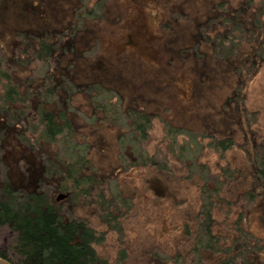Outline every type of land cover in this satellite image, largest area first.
Masks as SVG:
<instances>
[{
  "label": "trees",
  "instance_id": "trees-1",
  "mask_svg": "<svg viewBox=\"0 0 264 264\" xmlns=\"http://www.w3.org/2000/svg\"><path fill=\"white\" fill-rule=\"evenodd\" d=\"M26 1L0 0V229L11 230L0 257L111 264L98 247L106 230L125 229L135 206L117 179L145 182L154 174L195 183L198 197L182 213L176 244L162 237L163 252L146 264H264V235L248 220L264 187V129L246 104L264 68V0H73L67 23L40 26L34 38L33 27L6 22ZM114 2L150 31L182 37L170 53L191 62L193 78L230 83L217 121L196 122L191 103L172 110L77 72V36L91 40L92 30L119 14ZM83 115L116 135L117 164L108 172L96 166ZM155 126L162 130L157 140ZM61 193L68 197L57 202ZM126 257L122 251L113 264H127Z\"/></svg>",
  "mask_w": 264,
  "mask_h": 264
},
{
  "label": "rangeland",
  "instance_id": "rangeland-1",
  "mask_svg": "<svg viewBox=\"0 0 264 264\" xmlns=\"http://www.w3.org/2000/svg\"><path fill=\"white\" fill-rule=\"evenodd\" d=\"M173 1L177 4L179 0ZM72 3L73 0H27L22 7L28 11L24 12L22 8L15 17H7L6 22L23 28L33 27V30L29 31L33 33L34 38L38 35L37 29L40 26L48 31L52 27L59 29L60 25L67 23ZM114 3L113 8L119 11L120 4ZM2 6L4 10L8 4L5 2ZM189 9H194L195 13L199 10L196 5L190 6ZM202 13L201 11V15ZM2 14L6 13L3 11ZM116 16L120 20H117ZM180 22L181 26H188V22ZM165 34L163 36L150 31L147 25L134 14L131 15L129 10L119 11L112 19L108 18L100 23V28L92 30L91 40L87 35L80 38V35L77 36L76 40L80 39L77 53H81L78 55L80 60L77 72L88 79L97 77L101 83H116L117 86H114L121 94L128 95L130 92L150 96L153 101L163 102L172 110L180 109L183 102L187 105L191 103L193 111L194 108L196 110L192 112L196 122L217 121L221 90L223 87H229L230 83L219 77L213 80L214 77L208 75H198L199 79L193 78L192 70H195V67L191 62L184 60L177 53H170L174 44L182 37L173 35L170 29ZM183 34L186 36L184 32ZM169 35L173 37L172 42L169 41ZM86 43L88 44L83 47ZM182 63L186 65L183 66ZM194 94L197 96L195 100L192 99ZM246 104L250 113H260L261 126L264 129V68L247 91ZM82 117V123L87 126L83 135L89 137L96 166L98 165L102 173L108 172L117 164L116 135L108 128L96 124L89 126L88 116ZM251 117L254 118L253 115ZM156 126L159 127L158 124ZM156 126L153 130L155 140L162 134V130H158ZM145 180L142 182L117 179L118 182L122 181L121 190L133 197L135 206L124 222L122 221L126 224L125 229L121 233H113L107 228L109 232H105L106 240L98 247L99 254L111 264L122 251L126 252L127 264L150 263L155 253L163 252V247H160L165 243L162 237L165 241L176 244L181 229L178 223L183 211H192L194 206L196 207L198 192L195 183L174 184L172 180H165L154 174ZM262 188L261 198L257 206L249 210L248 220L254 229L257 228L264 235V187ZM177 198H180L179 207L175 205ZM103 228L105 230V227ZM10 231L7 226L0 229V250L9 247Z\"/></svg>",
  "mask_w": 264,
  "mask_h": 264
},
{
  "label": "water",
  "instance_id": "water-1",
  "mask_svg": "<svg viewBox=\"0 0 264 264\" xmlns=\"http://www.w3.org/2000/svg\"><path fill=\"white\" fill-rule=\"evenodd\" d=\"M68 197V194L61 193L56 197V201L60 202ZM0 264H12L9 261L0 257Z\"/></svg>",
  "mask_w": 264,
  "mask_h": 264
}]
</instances>
